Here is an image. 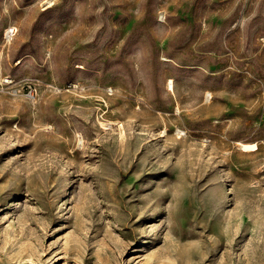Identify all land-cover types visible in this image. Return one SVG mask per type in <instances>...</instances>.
<instances>
[{
    "label": "rangeland",
    "instance_id": "rangeland-1",
    "mask_svg": "<svg viewBox=\"0 0 264 264\" xmlns=\"http://www.w3.org/2000/svg\"><path fill=\"white\" fill-rule=\"evenodd\" d=\"M0 264H264V0H0Z\"/></svg>",
    "mask_w": 264,
    "mask_h": 264
},
{
    "label": "built area",
    "instance_id": "built-area-1",
    "mask_svg": "<svg viewBox=\"0 0 264 264\" xmlns=\"http://www.w3.org/2000/svg\"><path fill=\"white\" fill-rule=\"evenodd\" d=\"M18 31L16 26H10L5 30V37L8 41L12 40Z\"/></svg>",
    "mask_w": 264,
    "mask_h": 264
},
{
    "label": "bare ground",
    "instance_id": "bare-ground-1",
    "mask_svg": "<svg viewBox=\"0 0 264 264\" xmlns=\"http://www.w3.org/2000/svg\"><path fill=\"white\" fill-rule=\"evenodd\" d=\"M172 81V80H171Z\"/></svg>",
    "mask_w": 264,
    "mask_h": 264
}]
</instances>
